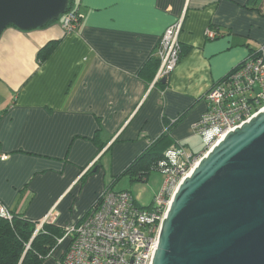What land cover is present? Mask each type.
Masks as SVG:
<instances>
[{"label":"crops","instance_id":"crops-1","mask_svg":"<svg viewBox=\"0 0 264 264\" xmlns=\"http://www.w3.org/2000/svg\"><path fill=\"white\" fill-rule=\"evenodd\" d=\"M73 7L81 20L75 32L66 33L60 18L0 34V153L7 155L0 203L36 229L47 215L39 229L79 223L107 186L150 183L152 172L143 182L114 179L163 134L166 149L200 153L192 124L205 92L264 43V0H74ZM177 21L180 57L162 85L153 84L148 61ZM52 40L55 49L40 61L38 50ZM159 173L157 186H145L153 194L147 204L134 197L139 205L161 187ZM69 240L41 264H55Z\"/></svg>","mask_w":264,"mask_h":264},{"label":"water","instance_id":"water-1","mask_svg":"<svg viewBox=\"0 0 264 264\" xmlns=\"http://www.w3.org/2000/svg\"><path fill=\"white\" fill-rule=\"evenodd\" d=\"M69 3L0 0V34L57 21ZM151 264H264V109L229 131L180 181Z\"/></svg>","mask_w":264,"mask_h":264},{"label":"built area","instance_id":"built-area-1","mask_svg":"<svg viewBox=\"0 0 264 264\" xmlns=\"http://www.w3.org/2000/svg\"><path fill=\"white\" fill-rule=\"evenodd\" d=\"M66 33L75 32L81 23L73 10L62 17ZM180 21L168 26L156 48L159 65L153 84L167 76L180 54ZM216 32L206 29V36ZM205 110L192 124L201 136L204 148L198 154L188 153L178 145L169 149L159 162L163 183L149 206H141L127 189H105L79 223L65 229L57 244L69 238L66 250L55 264H151L158 236L172 195L192 163L205 155L231 130L264 109V43L214 82L203 96ZM6 154L0 153V159ZM0 216L11 219L12 213L0 203ZM48 215L37 227H41Z\"/></svg>","mask_w":264,"mask_h":264},{"label":"trees","instance_id":"trees-1","mask_svg":"<svg viewBox=\"0 0 264 264\" xmlns=\"http://www.w3.org/2000/svg\"><path fill=\"white\" fill-rule=\"evenodd\" d=\"M73 5L74 0H70L67 11L73 10L78 16L79 13L74 9ZM56 45V40L47 42L38 50V59L40 61L46 59ZM148 62L150 63V73L154 76L159 65L158 57L152 56ZM167 76L164 77L165 80ZM161 80L158 79L154 84L162 85ZM165 137L166 134H163L152 140L141 154L125 166L122 173L115 177L114 181L122 175H127L132 182L146 181L150 172L158 170L159 162L165 158V153L169 150L166 149V144L163 142ZM105 189L114 188L107 186ZM149 205L150 203L147 206ZM36 226L37 222L28 220L19 214L12 213L10 220L0 216V264H41L42 260L55 249L57 246L56 239L62 236L65 230L53 227L50 224H43L42 229L44 231L42 229L36 231Z\"/></svg>","mask_w":264,"mask_h":264},{"label":"rangeland","instance_id":"rangeland-1","mask_svg":"<svg viewBox=\"0 0 264 264\" xmlns=\"http://www.w3.org/2000/svg\"><path fill=\"white\" fill-rule=\"evenodd\" d=\"M199 142L201 144L200 145V149H203L204 148V143L201 142V140ZM193 163H192V165H193ZM159 172H158V170L157 171H152V174L150 176V181H149L150 183H148V184H152V186H157L158 185V181L162 177ZM152 178H153V180H152ZM142 184H144V183L135 184L134 186L131 187V191L133 193V196L136 197V199L138 200V202L140 204H147L148 201L151 199V196L153 194H152V190L150 188L145 187V186H148V184L147 185H142Z\"/></svg>","mask_w":264,"mask_h":264},{"label":"bare ground","instance_id":"bare-ground-1","mask_svg":"<svg viewBox=\"0 0 264 264\" xmlns=\"http://www.w3.org/2000/svg\"><path fill=\"white\" fill-rule=\"evenodd\" d=\"M195 163H196V161L193 163V165L191 166L190 170L187 172L186 176H188L190 174V172H191L192 168L194 167Z\"/></svg>","mask_w":264,"mask_h":264}]
</instances>
